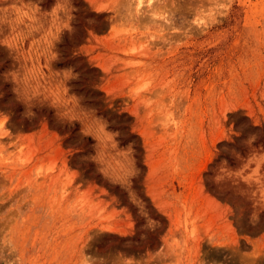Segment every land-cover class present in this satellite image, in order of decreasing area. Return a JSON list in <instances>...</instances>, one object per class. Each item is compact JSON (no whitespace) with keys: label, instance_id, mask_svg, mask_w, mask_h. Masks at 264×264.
<instances>
[{"label":"rangeland","instance_id":"374dc122","mask_svg":"<svg viewBox=\"0 0 264 264\" xmlns=\"http://www.w3.org/2000/svg\"><path fill=\"white\" fill-rule=\"evenodd\" d=\"M257 138L264 0H0V264H264Z\"/></svg>","mask_w":264,"mask_h":264},{"label":"trees","instance_id":"16d2710c","mask_svg":"<svg viewBox=\"0 0 264 264\" xmlns=\"http://www.w3.org/2000/svg\"><path fill=\"white\" fill-rule=\"evenodd\" d=\"M4 85H5V84H4ZM87 102H90V100H87ZM12 106H14V107L16 108L17 112L20 110V107H19L18 105H13V104H12ZM33 111L36 113L35 110H33ZM31 119H33V118H31ZM124 142H125V140H122V141L120 142V144H124ZM256 142H259L261 146H264V138H257L254 142H252V144H256ZM225 159L228 161L229 164L231 163L230 159H228V158H226V157H225ZM216 160H217V158H216ZM93 176L95 177V179H96L97 181L104 182V181L100 178V176H99L98 173H94ZM113 188H116V186H113ZM119 193L122 194V195L124 194L121 190H119ZM128 205H129V207H131V208L133 209V207H132V205H131L130 203H128Z\"/></svg>","mask_w":264,"mask_h":264},{"label":"bare ground","instance_id":"6f19581e","mask_svg":"<svg viewBox=\"0 0 264 264\" xmlns=\"http://www.w3.org/2000/svg\"><path fill=\"white\" fill-rule=\"evenodd\" d=\"M154 1L155 0H139V4H143V3H145V4H147V5H149V6H152L153 5V3H154ZM8 176V175H7ZM10 177V176H9ZM2 186V185H1ZM2 196H3V194H2ZM4 224V223H3ZM8 226V225H7Z\"/></svg>","mask_w":264,"mask_h":264}]
</instances>
